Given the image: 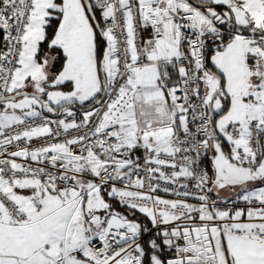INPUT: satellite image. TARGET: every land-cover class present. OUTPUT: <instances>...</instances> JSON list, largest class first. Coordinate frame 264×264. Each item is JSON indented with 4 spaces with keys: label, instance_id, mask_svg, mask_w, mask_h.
I'll use <instances>...</instances> for the list:
<instances>
[{
    "label": "snow or ice",
    "instance_id": "obj_1",
    "mask_svg": "<svg viewBox=\"0 0 264 264\" xmlns=\"http://www.w3.org/2000/svg\"><path fill=\"white\" fill-rule=\"evenodd\" d=\"M0 264H264V0H0Z\"/></svg>",
    "mask_w": 264,
    "mask_h": 264
},
{
    "label": "built area",
    "instance_id": "obj_2",
    "mask_svg": "<svg viewBox=\"0 0 264 264\" xmlns=\"http://www.w3.org/2000/svg\"><path fill=\"white\" fill-rule=\"evenodd\" d=\"M33 143H36V141H34ZM162 198H166V199H176V197L175 196H173V195H169V194H167V193H164V192H160V193H158ZM213 198H215V195L213 194ZM190 202H195V201H190Z\"/></svg>",
    "mask_w": 264,
    "mask_h": 264
},
{
    "label": "crops",
    "instance_id": "obj_3",
    "mask_svg": "<svg viewBox=\"0 0 264 264\" xmlns=\"http://www.w3.org/2000/svg\"><path fill=\"white\" fill-rule=\"evenodd\" d=\"M229 195H233L231 192L230 193H225L224 191L220 192V196L223 198L229 197Z\"/></svg>",
    "mask_w": 264,
    "mask_h": 264
},
{
    "label": "rangeland",
    "instance_id": "obj_4",
    "mask_svg": "<svg viewBox=\"0 0 264 264\" xmlns=\"http://www.w3.org/2000/svg\"><path fill=\"white\" fill-rule=\"evenodd\" d=\"M222 191H224L225 193H230V191H228V190H222ZM221 191V192H222ZM232 193V192H231ZM233 194V193H232ZM232 195H229V197H231ZM229 197H226V198H229Z\"/></svg>",
    "mask_w": 264,
    "mask_h": 264
}]
</instances>
